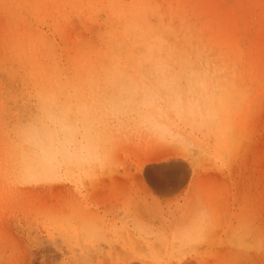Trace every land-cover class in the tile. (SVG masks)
<instances>
[{
    "label": "rangeland",
    "instance_id": "rangeland-1",
    "mask_svg": "<svg viewBox=\"0 0 264 264\" xmlns=\"http://www.w3.org/2000/svg\"><path fill=\"white\" fill-rule=\"evenodd\" d=\"M263 103L264 0H0V264H264Z\"/></svg>",
    "mask_w": 264,
    "mask_h": 264
},
{
    "label": "bare ground",
    "instance_id": "bare-ground-1",
    "mask_svg": "<svg viewBox=\"0 0 264 264\" xmlns=\"http://www.w3.org/2000/svg\"><path fill=\"white\" fill-rule=\"evenodd\" d=\"M137 8V7H136ZM137 12V11H136ZM136 18V17H135ZM128 21V20H127ZM134 26H135V24H134ZM139 26V25H138ZM130 27V26H129ZM126 28V27H125ZM129 31V30H128ZM125 32V31H124ZM126 33V32H125ZM131 33V32H130ZM145 33V32H144ZM121 34V33H120ZM128 36V35H127ZM140 36V35H139ZM138 36V37H139ZM153 37V36H152ZM156 37V36H155ZM126 38V36L124 37V39ZM130 38V37H129ZM128 40V39H127ZM136 40V39H135ZM155 40V39H154ZM129 41V40H128ZM139 41V40H138ZM156 41V40H155ZM140 42V41H139ZM128 43H130V42H128ZM136 43V42H135ZM152 43H154V42H152ZM145 44H146V42H145ZM167 44H169V43H167ZM171 45V44H170ZM180 45V44H179ZM142 46V45H141ZM152 46H153V44H152ZM156 46H158V45H156ZM169 46V45H168ZM174 46V45H173ZM181 46V45H180ZM183 46V45H182ZM136 47H138V46H136ZM155 47V46H154ZM178 47V46H177ZM123 48V47H122ZM133 48V47H132ZM148 48V47H147ZM146 48V49H147ZM151 48V47H150ZM165 48V47H164ZM174 48V47H173ZM172 48V49H173ZM185 48H187V47H185ZM184 48V49H185ZM166 49H168V48H166ZM152 50H154V49H152ZM187 50V49H186ZM192 50V49H191ZM195 50V49H194ZM144 51V50H143ZM160 51V50H159ZM169 51H170V49H169ZM190 51V50H189ZM126 52V51H125ZM156 52V51H155ZM171 52V51H170ZM184 52V51H183ZM135 53V52H134ZM137 53V52H136ZM152 53H154V52H152ZM158 53V52H157ZM174 53V52H173ZM179 54V53H178ZM245 72V71H244ZM225 73V72H224ZM245 85V84H244ZM191 86V85H190ZM252 86V85H251ZM243 87V86H242ZM230 91V90H229ZM246 92V91H245ZM231 93V92H230ZM246 94V93H245ZM261 94V93H260ZM247 95V94H246ZM237 99V98H236ZM194 100V99H193ZM198 103V102H197ZM255 104V103H254ZM264 104V103H263ZM82 106V105H81ZM264 106V105H263ZM137 107V106H136ZM263 112V111H262ZM227 114H228V112L227 111H224V113H223V117H218V119H217V122L219 123V128H220V130L222 131L221 132V134H222V136L223 137H225L228 133H229V131H230V129H231V127H232V123H230L228 120H227V117H224V116H227ZM263 114V113H262ZM139 115V114H138ZM141 115V114H140ZM202 116V115H201ZM262 116V115H261ZM264 116V115H263ZM111 117H113V116H111ZM118 118V117H117ZM247 118H248V115H247ZM260 118V117H259ZM259 118H256V119H259ZM264 117H262L261 118V120L263 119ZM103 120V119H102ZM117 120H119V119H117ZM201 120V119H200ZM199 121V120H198ZM258 121V120H257ZM197 122V121H196ZM201 122V121H200ZM206 122V121H205ZM106 123V122H105ZM199 123V122H198ZM264 122H262V124H263ZM116 124H118V123H116ZM192 124V123H191ZM205 124H207V123H205ZM261 124V123H260ZM105 125V124H104ZM108 126H110L109 124H108ZM119 127V126H118ZM257 127H258V125H257ZM90 128V127H89ZM97 128V127H96ZM99 128V127H98ZM106 128V127H105ZM203 128V127H202ZM91 130V129H90ZM89 130V131H90ZM102 130V129H101ZM262 130V129H261ZM95 131V130H94ZM94 131H93V133H94ZM109 131V130H108ZM205 131V130H204ZM207 131V130H206ZM256 131H257V129H256ZM107 134V133H106ZM262 134H264V133H262ZM253 135V134H252ZM102 136V135H101ZM206 136V135H205ZM255 136H256V134H255ZM262 136V135H261ZM259 138V137H258ZM90 139V138H89ZM261 139V138H260ZM211 140V139H210ZM251 140V139H250ZM208 141H209V139H208ZM212 141V140H211ZM247 142V141H246ZM87 143V142H86ZM208 143V142H207ZM174 144H175V142H174ZM184 144V143H183ZM246 144V143H245ZM248 144V143H247ZM261 144V143H260ZM259 144V145H260ZM90 145V144H89ZM77 146H78V144H77ZM261 146V145H260ZM96 147V146H95ZM63 148V147H62ZM64 149V148H63ZM218 150V149H217ZM242 150V149H241ZM62 151H64V150H62ZM76 152V151H75ZM252 152V151H251ZM88 153V152H87ZM226 153V152H225ZM80 154V153H79ZM170 154V153H169ZM168 154V155H169ZM175 154V153H174ZM162 155V151H160V150H156V151H154V152H152L151 153V157H159V156H161ZM249 156H250V154H249ZM148 157V156H147ZM251 158V157H250ZM64 159V158H63ZM147 160H150V158H146ZM258 159V158H257ZM81 160V159H80ZM153 161V160H152ZM59 162H60V160H59ZM64 162V161H63ZM250 162V161H249ZM147 163V162H146ZM170 163V162H169ZM148 164V163H147ZM236 165H238V164H236ZM146 166H148V165H146ZM170 167V166H175L176 167V165H175V163L174 162H172V163H170V164H168V163H166V165H161V166H159V168L157 167V168H155V169H153V168H150V166H149V168H147L146 170H147V173H148V175H149V178L151 179V180H153L154 181V183L157 185V187H159V188H161L162 190H164V191H172V190H177V191H179L180 193L182 192V193H185L186 192V194H191L192 192H193V190H194V184H189V182H187L188 183V185H184L185 183V181L188 179H186V177H188L187 176V170H185V169H177L175 172H173L174 174H176V176H177V180H176V183L174 184V187H173V185H171L172 186V188H170L169 187V185H168V183H164V182H161V180H160V177L161 176H163V174H165L163 171H164V169H166V167ZM262 166V165H261ZM143 167V166H142ZM233 167V166H232ZM251 167V166H250ZM231 169V168H230ZM236 169V168H235ZM144 170H145V168H144ZM216 170V169H215ZM219 170V169H218ZM232 171V170H231ZM249 171V170H248ZM168 172V171H167ZM171 172V171H170ZM197 172V171H196ZM200 172V171H199ZM251 172V171H250ZM249 172V173H250ZM219 173V172H218ZM240 173V172H239ZM263 173H264V171H263ZM140 174V173H139ZM211 174H212V172H211ZM217 173H215V175H216ZM230 174H232V173H230ZM257 174V173H256ZM138 175V174H137ZM218 176H219V174H217ZM244 175V174H243ZM249 176V175H248ZM253 176V175H252ZM220 177V176H219ZM224 177V176H223ZM245 177V176H244ZM254 177V176H253ZM140 178V177H139ZM141 178H143L142 176H141ZM225 178V177H224ZM256 178V177H255ZM264 178V177H263ZM262 178V179H263ZM186 179V180H185ZM260 179V178H259ZM248 180H249V178H248ZM137 181H139V183L141 184V182H140V180L138 179ZM163 181V180H162ZM236 181V180H235ZM165 182H167V181H165ZM192 182V181H191ZM221 182V181H220ZM230 183V182H229ZM139 184V185H140ZM257 184V183H256ZM144 185H146V184H144ZM152 186V185H151ZM253 186H255V185H253ZM258 186V185H257ZM256 186V187H257ZM263 186V185H262ZM142 187V186H141ZM140 187V188H141ZM238 187V186H237ZM62 188V187H61ZM143 188V187H142ZM149 188L150 187H148V188H145L144 187V189H148L149 190ZM155 189H157V188H155ZM154 189V190H155ZM231 189V188H230ZM246 189V188H245ZM254 189V188H253ZM88 190V189H87ZM133 190V189H132ZM160 190V189H159ZM257 190V189H256ZM143 191V190H142ZM156 191V190H155ZM235 191V190H234ZM234 191H233V193H234ZM263 191V190H262ZM168 192H165V193H168ZM179 192H177V195H178V193ZM256 192V191H255ZM84 193H86V192H84ZM153 193V192H152ZM161 193V192H160ZM197 193H198V191H197ZM87 194H88V192H87ZM176 194V193H175ZM248 194V193H247ZM86 195V194H85ZM85 195H83L84 197H85ZM166 195V194H165ZM176 195V196H177ZM249 195V194H248ZM168 196H169V194H168ZM257 196V195H256ZM89 197V196H88ZM164 197V196H163ZM166 198V197H165ZM168 198V197H167ZM170 199H171V197H169ZM169 199V200H170ZM119 200V199H118ZM167 200V199H166ZM203 200V199H202ZM202 200H201V202H202ZM237 200H238V198H237ZM255 200V199H254ZM87 201V200H86ZM237 202V201H236ZM264 202V201H263ZM68 203V202H67ZM79 203V202H78ZM88 203V202H87ZM92 203H93V201H92ZM185 203V202H184ZM235 203V202H234ZM126 204V203H125ZM124 204V205H125ZM206 204V203H205ZM247 204V203H246ZM90 205V204H89ZM92 205V204H91ZM97 205V204H96ZM232 205V204H231ZM80 206H81V204H80ZM101 206V205H100ZM126 206V205H125ZM90 207H92V206H90ZM94 207V206H93ZM99 207V206H98ZM196 207V206H195ZM230 207V206H229ZM232 207V206H231ZM92 209V208H91ZM91 209H89V210H91ZM97 209V208H96ZM193 209V208H192ZM252 209V208H251ZM65 210V209H64ZM72 210V209H71ZM201 210V209H200ZM237 210V209H236ZM222 211V210H221ZM263 211V210H262ZM71 212V211H70ZM237 212V211H236ZM73 213V212H72ZM71 213V214H72ZM88 213V212H87ZM90 213V212H89ZM92 213H94V211H93V209H92ZM232 213V212H231ZM258 213V212H257ZM263 213V212H262ZM96 214V213H95ZM103 214V213H102ZM131 214H133V213H131ZM130 214V215H131ZM248 214V213H247ZM100 215V214H99ZM233 215V214H232ZM263 215V214H262ZM89 216V215H88ZM91 216V215H90ZM103 216H105V215H103ZM251 216V218H252V215H250ZM96 217V216H95ZM221 217V216H220ZM223 217V216H222ZM224 217H225V215H224ZM261 217V216H260ZM98 218V217H97ZM109 218V217H108ZM196 218V217H195ZM199 218V217H198ZM236 218V217H235ZM237 218H238V216H237ZM251 218H250V220H251ZM62 219H63V216H62ZM92 219H94V218H92ZM99 219V218H98ZM115 219V218H114ZM170 219V218H169ZM202 219V218H201ZM255 219V218H254ZM61 220V219H60ZM95 220H97V219H95ZM121 220V219H120ZM130 220V219H129ZM172 220V219H171ZM170 220V221H171ZM198 220V219H197ZM79 221V220H78ZM112 221V220H111ZM169 221V222H170ZM252 221V220H251ZM110 222V221H109ZM122 222V221H121ZM126 222H128L127 220H126ZM114 223H116V222H114ZM124 223V222H123ZM254 223H256V222H254ZM60 224V223H59ZM64 224H65V222H64ZM82 224V223H81ZM103 224V223H102ZM122 224V223H121ZM130 224H132L131 222H130ZM130 224H128V225H130ZM231 224V223H230ZM126 225V224H125ZM258 225H259V223H258ZM100 226V225H99ZM98 226V228H100ZM111 226V225H110ZM131 226V225H130ZM261 226V225H260ZM263 226V225H262ZM102 227V226H101ZM132 227V226H131ZM75 228V227H74ZM77 228V227H76ZM103 228V227H102ZM106 228V227H105ZM130 230H132L131 228H129ZM134 229V228H133ZM163 229V228H162ZM259 229V228H258ZM257 229V230H258ZM73 230V229H72ZM72 230H71V232H72ZM251 230V229H250ZM263 230H264V228H263ZM262 230V231H263ZM77 231V230H76ZM169 231H170V229H169ZM85 232V231H84ZM124 232H126V231H124ZM136 232V231H135ZM166 232V231H165ZM168 232V231H167ZM171 232V231H170ZM255 232V231H254ZM131 234L130 235H132L133 233L132 232H130ZM227 233H228V231H227ZM242 233V232H241ZM251 233H252V231H251ZM76 234V233H75ZM136 234H138V233H136ZM195 234V233H194ZM237 234V233H236ZM244 234V233H243ZM249 234V233H248ZM247 234V235H248ZM255 234H257V232L255 233ZM263 234V233H262ZM124 235H125V233H124ZM233 235V234H232ZM239 235V234H238ZM87 236V235H86ZM126 236V235H125ZM243 236V235H242ZM258 236V235H257ZM262 236V235H261ZM17 237V236H16ZM79 237V236H78ZM164 237V236H163ZM180 237V236H179ZM250 237V236H249ZM256 237V236H255ZM38 238V237H37ZM36 238V239H37ZM171 238V237H170ZM235 238V237H234ZM238 238V237H237ZM253 238V237H252ZM258 238H259V236H258ZM264 238V237H263ZM69 239V238H68ZM243 239V238H242ZM245 239V238H244ZM257 239V238H256ZM18 239H16L15 241H17ZM39 240V239H38ZM138 241H139V239H137ZM254 240V239H253ZM258 240H261V239H258ZM262 240H264V239H262ZM21 241V243H22V240H20L19 239V242ZM55 241V240H54ZM61 241V240H60ZM76 241V240H75ZM170 241V240H169ZM168 241V242H169ZM232 241V240H231ZM19 242H18V245H21V243L19 244ZM36 242V241H35ZM38 242V241H37ZM58 242H59V240H58ZM137 242V241H136ZM248 242V241H247ZM17 243V242H16ZM95 243V242H94ZM40 244V243H39ZM54 244H55V242H54ZM159 244V243H158ZM257 244V243H256ZM259 244V243H258ZM139 244L137 243V246H138ZM22 246V245H21ZM37 246V245H36ZM40 246V245H39ZM58 246V245H57ZM20 247V246H19ZM24 247H25V245H24ZM24 247H22L23 249H24ZM119 247V246H118ZM39 248V247H38ZM42 248V247H41ZM49 248H51V247H49ZM40 249V248H39ZM45 249L46 250H48L47 249V247H45ZM26 250V249H25ZM121 251H122V249H121ZM120 251V252H121ZM21 252V251H20ZM19 252V253H20ZM28 252V251H27ZM163 252V251H162ZM29 253V252H28ZM167 253V252H166ZM24 254H27L26 252L24 253ZM23 254V255H24ZM40 256H39V255ZM132 254V253H131ZM29 255V254H28ZM19 256V255H18ZM27 256V255H26ZM25 256V257H26ZM45 256V255H44ZM44 256H43V254H40L39 252H37V253H35V254H33L31 257V259H30V264H42L43 262H44ZM129 257H130V255H128ZM133 256V255H132ZM162 256V255H161ZM20 257H21V255H20ZM24 258V257H23ZM20 259V258H19ZM21 260V259H20ZM25 261L27 260V258L26 259H24ZM15 261V260H14ZM47 262V261H46ZM16 263V262H15ZM17 264H18V262H17ZM21 264H23V263H21ZM27 264V263H26Z\"/></svg>",
    "mask_w": 264,
    "mask_h": 264
},
{
    "label": "water",
    "instance_id": "water-1",
    "mask_svg": "<svg viewBox=\"0 0 264 264\" xmlns=\"http://www.w3.org/2000/svg\"><path fill=\"white\" fill-rule=\"evenodd\" d=\"M157 167L159 168V166H153V167H151V168L155 169V168H157ZM186 179H187V177H186ZM186 179H185V180H186Z\"/></svg>",
    "mask_w": 264,
    "mask_h": 264
}]
</instances>
